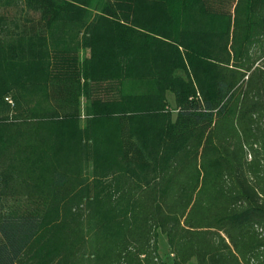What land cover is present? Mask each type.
Returning <instances> with one entry per match:
<instances>
[{
	"label": "trees",
	"instance_id": "16d2710c",
	"mask_svg": "<svg viewBox=\"0 0 264 264\" xmlns=\"http://www.w3.org/2000/svg\"><path fill=\"white\" fill-rule=\"evenodd\" d=\"M157 231L264 264V0H0V264H164Z\"/></svg>",
	"mask_w": 264,
	"mask_h": 264
},
{
	"label": "rangeland",
	"instance_id": "374dc122",
	"mask_svg": "<svg viewBox=\"0 0 264 264\" xmlns=\"http://www.w3.org/2000/svg\"><path fill=\"white\" fill-rule=\"evenodd\" d=\"M167 100H168V109L171 112L172 116H175V108H174V102H173V95L172 93H167ZM156 242H157V251L164 262V264H173V258L172 255L169 252V245H168V239L167 236L159 231H157L156 235ZM188 264H195L194 260H191Z\"/></svg>",
	"mask_w": 264,
	"mask_h": 264
}]
</instances>
